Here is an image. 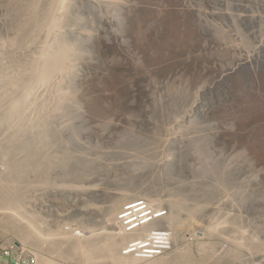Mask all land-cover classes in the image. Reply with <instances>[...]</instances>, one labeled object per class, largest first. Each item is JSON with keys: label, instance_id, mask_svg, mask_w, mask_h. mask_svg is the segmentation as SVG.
Segmentation results:
<instances>
[{"label": "rangeland", "instance_id": "1", "mask_svg": "<svg viewBox=\"0 0 264 264\" xmlns=\"http://www.w3.org/2000/svg\"><path fill=\"white\" fill-rule=\"evenodd\" d=\"M50 2L38 13L51 11L52 23L21 36L8 22L33 3L0 0V113L28 104L0 127V184L18 187L15 203L0 205V246L47 264H110L25 241L5 221L18 217L58 244L104 239L105 208L136 175L158 209L178 204L181 240L167 251H191L175 264H264V0ZM60 36L70 55L42 76L31 55L42 66ZM16 130L52 158L48 173L2 177L26 153L9 139Z\"/></svg>", "mask_w": 264, "mask_h": 264}, {"label": "bare ground", "instance_id": "2", "mask_svg": "<svg viewBox=\"0 0 264 264\" xmlns=\"http://www.w3.org/2000/svg\"><path fill=\"white\" fill-rule=\"evenodd\" d=\"M13 1V0H12ZM42 1H46V0H30L31 3H33L31 5V7H29V14H26L29 15L27 16L24 20H18L16 18V16H12L10 18V21L8 23H10L8 25V29L11 30V31H15V30H24L23 33L21 34V36L25 35L26 33L27 34H30L31 35H34L36 36L37 34H39L40 32L43 31V29H45L46 27H48L52 21H53V15H52V12L51 11H47L45 13H38V8H39V4L40 2ZM53 0H51L50 4H52ZM44 3V2H43ZM25 11V10H24ZM135 12V11H134ZM24 14V13H23ZM63 20V19H62ZM20 23H22L20 25ZM23 25V26H22ZM21 26V27H20ZM65 29V28H64ZM2 31V30H1ZM0 31V32H1ZM12 33V32H11ZM14 34V33H13ZM62 35V34H61ZM5 35H2V33L0 34V40L4 38ZM29 36V35H28ZM34 36L32 38H34ZM24 39V38H23ZM26 39V38H25ZM30 39V37H29ZM27 39V40H29ZM56 39V38H55ZM53 39V40H55ZM26 40V42H27ZM24 44V43H23ZM26 44V43H25ZM27 46V45H26ZM70 52L71 50L69 48H67L65 46V43H64V37L63 36H60L59 39L56 40V42H54L53 44V51H52V54L53 56H51L49 59H48V62L47 60L45 61H41V64L42 66L39 65V62H38V59L35 55H31V62L30 63H34L39 69V74H41L42 76H48L50 74V71L52 70V68H57L59 69L61 67V65H63V63L66 62V57L70 55ZM8 57V56H7ZM6 58V57H5ZM50 60V61H49ZM27 61V60H26ZM29 63V64H30ZM33 66V65H32ZM36 68V67H35ZM21 69V68H20ZM32 69V68H31ZM34 69V68H33ZM56 69V70H57ZM37 70V69H36ZM31 71V70H29ZM53 72V70H52ZM24 73V72H23ZM2 75V74H0ZM23 76V75H22ZM2 79V77H1ZM17 81V80H16ZM11 85V84H10ZM5 92V91H4ZM4 92H0V100H2V96L4 95L3 93ZM5 97V96H4ZM12 97V96H11ZM35 97V95H34ZM42 97V96H41ZM8 99V98H7ZM32 99V98H31ZM42 99V98H41ZM23 100V99H22ZM27 102V101H26ZM39 102V101H38ZM37 102V103H38ZM11 103V101H10ZM35 103V102H34ZM43 103V102H41ZM40 103V104H41ZM165 103V102H164ZM168 103V102H167ZM31 105V104H30ZM35 106V105H34ZM39 106V105H37ZM166 106V105H165ZM1 107V106H0ZM159 107V106H158ZM161 107V105H160ZM168 107V106H167ZM28 108V104L25 103L21 106V110L22 112L25 114L27 112H25ZM47 108V107H46ZM147 109V108H146ZM151 109V108H150ZM158 109V108H157ZM19 110L18 111V108H16L15 105H10L9 106H6L4 107V109L2 110V113H0V127L2 125H5V122H6V119L8 120H11L9 118H15L17 116V114L21 111ZM161 110V109H159ZM165 110H166V107H165ZM32 111V110H31ZM42 112V111H41ZM47 112V111H46ZM151 112V111H150ZM43 114V113H42ZM47 114V113H46ZM158 114V112H157ZM28 115V114H27ZM48 116V115H47ZM162 116V115H161ZM20 117V115H19ZM160 117V116H159ZM31 119V118H30ZM30 119H27L29 121V123L27 125V128L30 127L31 125V122L33 123V121H31ZM76 119V118H75ZM74 119V120H75ZM7 120V121H8ZM73 120V122H75ZM24 121V120H23ZM9 123V122H8ZM16 123V122H15ZM14 123V124H15ZM76 123V122H75ZM82 123V122H81ZM144 123V122H143ZM7 124V123H6ZM20 124V123H19ZM146 124V123H145ZM136 125V124H135ZM141 125H143L141 123ZM140 125V126H141ZM8 126V125H7ZM11 126V125H10ZM78 126V125H77ZM80 126V125H79ZM14 127V126H13ZM136 127V126H135ZM142 127V126H141ZM149 127H152V126H149ZM2 128V127H1ZM17 128V127H16ZM24 128V127H23ZM71 128L73 129L74 128V125L71 123ZM134 128V127H133ZM6 129V128H5ZM20 129V128H19ZM144 129H146L144 127ZM143 129V130H144ZM162 129V128H161ZM2 130V129H1ZM8 130V129H7ZM6 130V132H7ZM10 130V129H9ZM18 130V128H17ZM17 130L15 131V133L11 134V136L9 135V139L11 138L12 140V145L14 146H18L16 147V149L18 151H24L26 153H24L23 156H21L22 158H19L18 161H9V164H8V169L7 171L4 173L2 172L1 175L2 177L5 179V178H11V180H14L15 179V176L16 175H23L27 172H29L31 169L35 168V167H39L38 171L39 173L42 175L44 174V171L45 173H48L49 172V165H51L50 162H52V158L51 157H47V162H44V160H41L42 159V156L41 158H38L40 157V154L43 153V149L41 151V148H39L40 151L38 150H35L33 149L29 144L30 142H33L31 141V139H33V135H27V134H20L19 132H17ZM21 130V129H20ZM136 131V128L134 129ZM159 130V129H158ZM140 131V129H139ZM146 131V130H144ZM154 131L157 132V130H155L154 128ZM9 132V131H8ZM137 132V131H136ZM142 132V131H141ZM140 132V133H141ZM10 133V132H9ZM12 133V132H11ZM148 133V132H147ZM143 134V133H141ZM152 134V132H151ZM159 134V133H158ZM145 135V134H143ZM149 135V134H147ZM146 135V136H147ZM154 135V134H153ZM134 136V135H133ZM137 136V135H135ZM139 136V135H138ZM137 136V137H138ZM149 137V136H148ZM156 137V136H155ZM160 137V136H159ZM127 138V137H126ZM129 138H131L129 136ZM127 138V139H129ZM140 138V137H138ZM151 138V137H150ZM153 138V137H152ZM142 139H144L142 137ZM141 139V140H142ZM156 139V138H155ZM10 140V141H11ZM138 139H135L133 141H135V143H137ZM29 141V143H28ZM130 142H132L130 140ZM140 142V139L139 141ZM146 142V140L144 141V143ZM2 143V142H1ZM64 143V142H62ZM126 143V142H125ZM133 143V142H132ZM132 143H129L130 146ZM134 143V144H135ZM10 146H11V143L9 142ZM32 144V143H31ZM146 144V143H145ZM138 145V144H137ZM121 146V144H120ZM133 146V145H132ZM147 146V145H146ZM128 147V146H127ZM134 147V146H133ZM139 147V146H137ZM136 147V148H137ZM144 147V146H143ZM27 148V151L26 149ZM135 148V150H137ZM15 149V148H14ZM122 149V148H121ZM127 149V148H125ZM131 149V147H130ZM143 149V148H142ZM140 150V149H139ZM12 150H9L8 152H10ZM143 151V150H141ZM4 152V151H3ZM6 153H8L6 150H5ZM149 152V151H147ZM17 153V152H16ZM44 153H46L44 151ZM140 153V151H138V154ZM142 154L144 152H141ZM140 153V154H141ZM11 154H14L15 155V152H11ZM42 155V154H41ZM44 155V154H43ZM6 160V159H5ZM8 160V159H7ZM11 160V159H10ZM147 160V159H146ZM149 160V159H148ZM5 164V163H4ZM54 164V163H53ZM81 164V163H80ZM6 165V164H5ZM48 165V166H47ZM146 165V164H145ZM144 165V166H145ZM43 166L45 168V170L43 169ZM74 166H78L77 164H75ZM134 168V167H133ZM137 170V169H136ZM144 170V169H142ZM138 171V170H137ZM146 172V170H144ZM140 175H141V172H140ZM135 177H137L135 175ZM134 176L133 178L136 179ZM19 178V177H18ZM25 178V176H24ZM124 178V177H123ZM128 178V177H127ZM129 178H131L129 176ZM131 178V179H133ZM125 179V178H124ZM131 179H129L130 181H128L127 179V183L125 184V188L122 190L121 192V196H119L118 198H114L110 204L105 208V211H104V220L107 224H110L114 227V230L113 228H110L107 226V224L105 225V230H104V239H98V238H92L90 239L89 237L88 238H85V239H74V240H71V239H64L62 240L63 243L62 244H58V240H54V239H49V238H43L41 237L39 234L33 232V227H32V224L28 223V224H24L23 222H21V220L16 217L15 220H6L5 221V224L6 226H9L11 228H14L16 229L19 234H23L25 235L26 237V240L25 241H30V242H41V241H45V244L49 247H53L54 249H59V245H62V250L65 251L66 254H81L85 259L87 260H90L91 262L94 261L95 259L98 260V259H103V258H106L107 260H109L110 264H139L138 262H140V260H148L150 261L149 263L147 264H175L179 261H182V260H185L187 257H189V253L191 251L190 248H186V247H181L179 249H176V250H173V251H167L165 250V252H167V256H161L162 258H166V259H162L160 262H157L156 259L158 260V258H161V257H155V259H144V258H137L135 257L134 255H124L122 252H121V247L120 245L124 244L125 240H129L131 238H134L132 236H135V237H142L144 236L145 234L147 233H153V231H157V230H161V229H167L169 230L168 233L170 235V241L169 243L172 244L177 242V240L180 238L181 236V233L178 232V231H174L173 232V229H174V226L175 224L178 222V219L176 218L177 216V212H178V204L176 202H173L174 204L172 206H168V209L169 210H162L163 208H160L158 209V205H155L154 203L157 201V202H162L161 199L157 196H154L153 193H148L150 194V196H154L153 198L152 197H149L147 198V193L146 191H144V187L142 186L141 183L139 182H136V180L134 181H131ZM190 182V181H189ZM12 183H15L14 181H12ZM10 183L9 185H5V184H0V188L4 189L5 193H1L0 192V205H2L3 203H15V194H16V187L17 186H13V184ZM148 186V184H147ZM187 186V185H186ZM188 187V186H187ZM18 188V187H17ZM186 188V187H185ZM1 189V190H2ZM146 189V188H145ZM172 189V188H171ZM184 189V188H183ZM149 190V188H148ZM175 190V189H174ZM3 191V192H4ZM154 191V190H152ZM173 191V190H172ZM176 191L178 193V190L176 188ZM188 191V189H187ZM158 193V192H157ZM175 193V191H174ZM146 194V195H145ZM176 194V193H175ZM173 194V195H175ZM18 195V194H17ZM120 195V194H119ZM161 195V194H160ZM159 196V195H158ZM134 199V197H139V198H143V197H146L150 204L152 205V207H154V210H152L151 212V217L152 219L150 221H148L147 223L143 224L142 226H140L139 228H137L135 231L133 232H130L129 234H127L126 236H121L119 234V231H120V221L118 220L117 218V215L119 214V210H118V206L120 204V202H122V200H126L125 203L129 202L130 200L127 199V198H132ZM17 198V197H16ZM132 200V199H131ZM155 201V202H152V201ZM171 203V202H170ZM157 208V209H156ZM121 209H125V206L122 207ZM120 209V210H121ZM118 210V211H117ZM174 211H177L175 212L176 214H174ZM101 212V211H100ZM194 212V211H193ZM8 214V213H7ZM14 215V213L12 214ZM157 217H154L156 216ZM181 216V214H179ZM189 215V214H188ZM179 225V224H178ZM177 230V229H176ZM172 232L174 233V235L172 234ZM70 234V233H69ZM125 235V234H124ZM102 236V235H101ZM181 240V239H179ZM169 245V248L172 249V245ZM200 250V248H199ZM203 250V249H202ZM200 253V252H199ZM38 258H40L41 254H36Z\"/></svg>", "mask_w": 264, "mask_h": 264}, {"label": "built area", "instance_id": "3", "mask_svg": "<svg viewBox=\"0 0 264 264\" xmlns=\"http://www.w3.org/2000/svg\"><path fill=\"white\" fill-rule=\"evenodd\" d=\"M154 208L146 199L129 202L125 209H121L117 218L120 223V232L130 233L152 219ZM154 217H157L154 216ZM70 230V227H67ZM169 230L161 229L147 233L142 237H134L126 241L123 254L134 255L137 258H153L169 248ZM77 233H80L78 230ZM13 246H0V264H40L38 258H27L25 255L12 249ZM26 248L21 247L24 252ZM34 254V252H31ZM34 256V255H33ZM37 256V255H36Z\"/></svg>", "mask_w": 264, "mask_h": 264}, {"label": "clouds", "instance_id": "4", "mask_svg": "<svg viewBox=\"0 0 264 264\" xmlns=\"http://www.w3.org/2000/svg\"><path fill=\"white\" fill-rule=\"evenodd\" d=\"M140 199H146V200L149 202V200H148L147 198H136V199H134V200H130L129 202H134V201H136V200H140ZM129 202L125 203L122 207H124V206H125L126 204H128ZM149 203H150V202H149ZM150 205H151V204H150ZM151 206H152V205H151ZM122 207H121V208H122ZM121 208H120V209H121ZM153 208H154V207H153ZM117 216H118V215H117ZM66 228H67V227H66ZM66 230H68V229H66ZM72 230H74L73 233H75V235H78V236L83 235V236H84V233H83V230H82V229H79L80 233H77L78 230L75 231V228H71V227H70V230H69V231H72ZM134 231H135V230H134ZM119 234H120L121 236H126V235L129 234V233H123V234H122V233L119 231ZM124 234H125V235H124ZM132 237H135V236H132ZM126 241H127V240L124 241L125 243L122 245V247H121V249H120L122 253H123V247H124V245L126 244ZM17 243H19V242H16V244H17ZM20 245H21L20 243L17 244V246H20ZM21 247H23V246H21ZM163 253H164V252H163ZM163 253H162V254H163ZM124 255H125V254H124ZM160 255H161V254H160ZM158 256H159V255H158ZM37 258H38V257H37ZM153 258H154V257H153ZM44 259H46V258H38L39 263H40V264H47V263H44ZM144 259H150V258H144Z\"/></svg>", "mask_w": 264, "mask_h": 264}, {"label": "water", "instance_id": "5", "mask_svg": "<svg viewBox=\"0 0 264 264\" xmlns=\"http://www.w3.org/2000/svg\"><path fill=\"white\" fill-rule=\"evenodd\" d=\"M17 244H19V243H17Z\"/></svg>", "mask_w": 264, "mask_h": 264}]
</instances>
